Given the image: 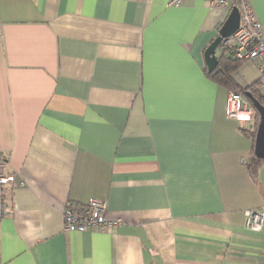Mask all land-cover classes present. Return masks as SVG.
<instances>
[{"label": "crops", "instance_id": "obj_1", "mask_svg": "<svg viewBox=\"0 0 264 264\" xmlns=\"http://www.w3.org/2000/svg\"><path fill=\"white\" fill-rule=\"evenodd\" d=\"M168 1L0 0V264H264L244 224L264 159L204 70L234 6ZM231 73L259 86L254 61ZM90 198L121 225L64 233L66 204Z\"/></svg>", "mask_w": 264, "mask_h": 264}, {"label": "built area", "instance_id": "obj_2", "mask_svg": "<svg viewBox=\"0 0 264 264\" xmlns=\"http://www.w3.org/2000/svg\"><path fill=\"white\" fill-rule=\"evenodd\" d=\"M183 0H169L167 5L177 7ZM211 7L236 6L240 21L237 30L229 37L222 39L219 50L227 49L238 61L255 62L259 72V92L264 97V27L258 20L250 0H207ZM226 115L240 123L243 129H250L256 114L246 97L230 90L226 98ZM6 162L0 159V214L7 210L5 196L8 193L10 176ZM105 201L90 198L85 203L68 202L63 209V231L91 232L114 231L122 221L119 218L106 217ZM245 227L255 233L264 232V205L244 212Z\"/></svg>", "mask_w": 264, "mask_h": 264}, {"label": "water", "instance_id": "obj_3", "mask_svg": "<svg viewBox=\"0 0 264 264\" xmlns=\"http://www.w3.org/2000/svg\"><path fill=\"white\" fill-rule=\"evenodd\" d=\"M239 21V10L234 6L231 8L227 18L220 26L217 36L205 47L203 58L209 72L213 71L218 65L219 56L216 55V51L219 48L220 42L222 39L229 37L237 30ZM245 96L251 101L253 108L258 115L257 129L254 138L255 155L264 159V106L261 105L250 92H246Z\"/></svg>", "mask_w": 264, "mask_h": 264}, {"label": "trees", "instance_id": "obj_4", "mask_svg": "<svg viewBox=\"0 0 264 264\" xmlns=\"http://www.w3.org/2000/svg\"><path fill=\"white\" fill-rule=\"evenodd\" d=\"M228 52V53H227ZM229 55V57H228ZM239 63H241V61H238L236 59L233 58L232 53H230L229 50L227 49H222V53L219 55L218 58V65L217 67L209 72L207 70V68H205V74L208 78H210L211 80L215 81L216 83L223 85L227 88H229L230 90H233L235 92H239L242 95L245 96L246 92H250L251 95L261 104L264 106V97L260 94L259 92V86L257 83L251 84L248 87L245 88H241L239 86H237L232 78V71L238 67ZM246 97V96H245ZM248 103L250 104V106L253 108V105L251 103V101L246 97ZM254 110V108H253ZM255 114L256 111L254 110ZM257 123H258V115L256 114L254 123L252 125V128L250 129H243V132L245 135H247L248 137H251L253 140L255 138V134H256V129H257ZM262 159H258L255 156H252L250 163H249V172L252 178H255L256 175V171L257 168L260 164V161Z\"/></svg>", "mask_w": 264, "mask_h": 264}]
</instances>
